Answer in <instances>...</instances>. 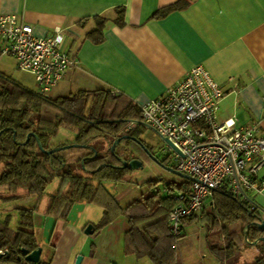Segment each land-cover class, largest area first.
I'll use <instances>...</instances> for the list:
<instances>
[{
	"label": "crops",
	"instance_id": "1",
	"mask_svg": "<svg viewBox=\"0 0 264 264\" xmlns=\"http://www.w3.org/2000/svg\"><path fill=\"white\" fill-rule=\"evenodd\" d=\"M168 9L173 10L155 19L157 13ZM7 17L33 28L37 38L62 32L60 51L74 62L60 84L67 83L64 90L68 96L80 92L109 93L142 110L183 82L193 69L203 68L225 93L219 107V122L235 119L236 129L259 125L256 135L264 138V0H0V18ZM98 19L108 22L103 41L96 44L89 35L97 30ZM61 90L58 93H63ZM68 96L61 94L57 98ZM77 177L81 179V174L76 173ZM86 179L83 186L80 185V195L82 188L90 182L89 177ZM258 179L264 186V169ZM103 192L108 199L112 198L108 191ZM215 195L206 201L204 210L192 223H202L208 229L205 239L209 255L217 264L216 260L225 257L216 248L224 250L226 247L209 244L210 231L216 225L220 228L219 224L224 221L218 217ZM43 197H35L38 199L35 206L29 208L36 209L33 233L42 249L40 264H76L79 257L83 258L81 264H154L146 256L148 246L143 240L135 246L131 244L129 249L122 245L127 248V254L123 252L124 248L120 254L108 259L98 258L84 232L92 226L95 235V228L102 219H93L90 212L98 211L102 218L105 208L88 202L84 218L72 220L75 224L70 223V211L65 218L66 206L59 210L63 202L73 204V209L78 204L83 207L85 204L77 201L79 196L78 199H54L52 234L48 241L46 235L40 238L37 221L41 218L37 213L44 211L42 202L53 201ZM254 203L264 216V188L254 198ZM235 224L232 231L224 229V241L226 243L228 234H237L238 241L234 242L243 250L247 249L245 221ZM43 226L48 227L47 221ZM253 231L256 232L251 229L248 240ZM254 236L255 240L264 237ZM255 248L260 259L264 255V245ZM166 249L161 244L158 254H164ZM3 259L0 264L22 263ZM178 259L180 264H188L182 248L178 251Z\"/></svg>",
	"mask_w": 264,
	"mask_h": 264
},
{
	"label": "trees",
	"instance_id": "2",
	"mask_svg": "<svg viewBox=\"0 0 264 264\" xmlns=\"http://www.w3.org/2000/svg\"><path fill=\"white\" fill-rule=\"evenodd\" d=\"M172 10L157 13L155 19ZM123 13L122 11L121 14ZM98 21L97 30L89 35L90 40L96 44L103 41L108 22L105 19H98ZM23 99L30 103L29 111L3 107L8 101ZM142 120V110L132 103H123L120 98L109 93L80 92L65 98L53 99L31 93L0 76V191L23 190L27 197L40 198L56 177H60L63 187L68 179L76 178V173L83 172L91 178H89L90 182L84 186L82 200L93 202L96 196L95 186L92 184L94 180L127 182L125 174L129 172L113 168L97 172L99 168L104 165L118 166L117 158H125L126 162H130L135 159L143 160L138 158L141 156L151 161L145 151V148L149 152L150 149L136 135ZM131 123H136L138 126L128 131ZM60 129L76 135V142L67 144L65 147L79 145L93 148L98 154L96 159L91 160L94 157L93 151L80 148H72L51 156L43 154L36 138L41 142L44 151L50 152L54 150L53 147H49L50 139L56 136ZM123 137L137 139L145 148L132 139H128L122 141L113 155L112 146L117 139ZM95 142L98 144L92 145ZM161 162L165 163L164 160ZM146 186L147 193L135 203L136 213L143 214L145 217L143 220L152 223L144 229L143 233L144 241L148 246L146 256L154 264H180L175 244L184 238V226L188 224L187 222L192 223L197 215L183 221L182 233L177 239L174 237L168 215L187 202L194 184L183 180L182 184L178 185L162 179L150 181ZM216 194L219 218L229 223L245 221L246 227L254 222L230 195ZM0 200L7 201L3 198ZM63 205L67 207L65 216L67 218L72 204H61L59 210ZM18 213L20 215L18 229L13 230L8 224L0 229V252H9V262L14 263L17 262V258L13 256L16 253L21 255L22 250L32 253L39 249L33 233L36 209L21 207L18 208ZM252 214L262 219L259 212ZM214 220L216 221L217 218ZM234 241H238V235L228 234L226 248L224 250L216 248L227 260H231L234 255L243 250V247H239ZM161 244L167 247L164 254H158L157 251ZM127 248L129 249V246ZM127 253L129 252L126 250ZM23 262L21 264H25ZM255 264H264V255Z\"/></svg>",
	"mask_w": 264,
	"mask_h": 264
},
{
	"label": "built area",
	"instance_id": "3",
	"mask_svg": "<svg viewBox=\"0 0 264 264\" xmlns=\"http://www.w3.org/2000/svg\"><path fill=\"white\" fill-rule=\"evenodd\" d=\"M62 38L61 31L37 38L30 26L13 17L0 18L1 57L31 74L42 97H48L74 66L60 51ZM224 96L205 69L195 68L183 82L142 108L141 125L168 145L165 154L174 156L175 171L197 181L187 202L168 215L176 239L183 221L201 213L216 193L228 194L252 213H260L254 198L264 188L258 179L264 169V138L256 135L259 125L236 129L235 119L219 122ZM137 126L131 123L128 130Z\"/></svg>",
	"mask_w": 264,
	"mask_h": 264
},
{
	"label": "rangeland",
	"instance_id": "4",
	"mask_svg": "<svg viewBox=\"0 0 264 264\" xmlns=\"http://www.w3.org/2000/svg\"><path fill=\"white\" fill-rule=\"evenodd\" d=\"M0 76L18 84L19 86H22L31 93H39L35 78L29 73L18 70L16 62L9 58L0 57ZM66 84L67 83L64 82L57 90H53L48 97L57 98V96L61 94L63 96H68L67 90H64ZM61 89H63V93H58ZM3 107L29 111L30 103L24 99L18 101H8L5 105H3ZM136 135L148 146L150 153L154 158L161 160L162 155L166 157L164 152L167 153L168 145L154 132L139 126ZM73 142H76V135L60 129L58 134L50 139L49 147L59 149ZM97 144L98 142H95L92 145L95 146ZM138 158L143 159L140 160L143 163V169L132 172L129 171L126 173L125 177L127 182H113L110 180L100 179L93 181L96 196L91 204H94L96 207L101 209L104 207L105 210L104 214L102 213V218L100 217V212H90L93 219L102 220L95 228L97 229L95 235L87 236L86 239L89 242V246L97 253V257L102 258V260L108 259L110 256L120 254L125 247H128L131 244L135 246V244H138L141 240L144 241V229L148 228L151 224L150 222L143 220L145 218L143 214L139 215L136 213L137 207H135V203L140 201L142 196L147 193L148 187L146 184L148 182L162 179H165L168 182H175L178 185L183 182V179L165 171L158 164L154 163V161L146 160L141 156H138ZM167 160L171 164L175 165L173 155ZM80 174L81 179L78 177L70 178L63 187L60 186V177H56L48 185L47 190L43 194V199H46V201L53 199V201H47L46 204H43L42 202L41 207L44 211L37 213L41 218L40 221H37V234H39L40 238L43 235H46V241H48L50 235L52 234L54 223L51 221V217L54 214V199L56 198L65 197L78 199L79 196V200L77 201H80L85 205L80 207V204H78V207L73 209L72 204L68 216L71 224H75L72 220L78 221L84 218V208L86 204H88V201L82 200V194L80 195V185L82 184L83 186V183L87 181L86 178L91 177L87 176L83 172L77 173V175ZM82 176L86 178L83 179ZM83 190L84 187L82 188L81 193H83ZM104 190L106 192L108 191V194L112 197L111 199H108L106 194L104 195ZM0 198L7 200H0V229H3L5 225L8 224L9 227L14 230L18 228V224L20 222L18 208H32L38 200L35 196L27 197L26 192L23 190H17L15 192L2 190L0 191ZM63 204L65 203L63 202ZM46 221L48 227L45 229L43 223ZM41 223L42 225H39ZM235 225V223H229L226 220L222 221L219 224L220 228L216 227L210 231L209 244L216 245V247L221 245V247L223 246L225 248L227 244L224 241V229L232 231V228H234ZM184 230L186 232L184 241H179L178 244H175V248L178 251L182 248V253L188 259V264H197L199 261L204 262L203 264H215L212 256L209 255L210 249L205 239L208 235V229L206 226L202 225V223L195 222L192 224H186L184 226ZM216 230L217 232H215ZM240 232L243 233L242 231ZM254 234L256 236L258 235V233H254V231L252 232L247 242V249L238 252L231 260H216L217 264H244L245 262L246 264H254L259 258L257 257V248L252 247V245L258 240H255ZM122 245H125V247L122 248ZM123 252L126 253V248ZM205 257L206 259H204Z\"/></svg>",
	"mask_w": 264,
	"mask_h": 264
},
{
	"label": "water",
	"instance_id": "5",
	"mask_svg": "<svg viewBox=\"0 0 264 264\" xmlns=\"http://www.w3.org/2000/svg\"><path fill=\"white\" fill-rule=\"evenodd\" d=\"M14 139L16 140V135L14 136ZM36 139H37L38 146H39V149L41 150V152H43V154H47V155H50V156L54 155V154H57V153H61L63 151L70 150L72 148H74V149H78V148H80V149H90L91 151L94 152V157L91 160L96 159V157L98 156V154L96 153V151L93 148H89V147H86V146H79V145L62 147V148H59V149H54V150H52L50 152H46V151H44L43 146H42L41 142L39 141V139L38 138H36ZM128 139H132L135 143H137L138 145H140L143 148H145L144 145L141 142H139L137 139H134V138H131V137H127V138L123 137V138L117 139L115 144L112 146V148H111L112 154L113 155L115 154L116 149L122 143V141L128 140ZM145 151L149 155L150 159L152 161H154V163L158 164L161 168H163L165 171L169 172L170 174H172V175H174V176H176L178 178H181L184 181H187L189 183H193L194 184V183L197 182L192 177H189L187 175L178 173L174 169L165 168L164 165L162 164V162L160 160L154 158L151 155V153L146 148H145ZM117 160L122 165V168H120L121 170L131 171L132 172V171H138L140 169L141 170L143 169V163L141 161H139V160H132L130 162H126V161H124V160H122L120 158H117ZM84 165H85V162L83 163V167H84ZM112 168L114 169V167H112V166L104 165L101 168H99L97 172H100V171L105 170V169H112ZM240 206L251 217V219L254 221L253 223L248 225L246 227V229H245L246 241L248 242L249 232H250L251 229H255L258 234L264 235V221L262 219H259L257 216L253 215L252 212L249 209L245 208L243 205H240ZM93 234H94L93 227L92 226L87 227V229L84 232V235L85 236H92ZM259 245H264V237L258 239L256 241V243H254L252 246L258 247ZM21 254H22V257H24V262L26 264H40L41 256H42V249H38V250H36V251H34L32 253L30 251H27V250H22ZM3 258L9 259L10 255L8 253H6L4 255L0 254V260H2ZM82 261H83V258L79 257V258H77L76 264H81ZM17 262L21 263V258L20 257L18 258Z\"/></svg>",
	"mask_w": 264,
	"mask_h": 264
},
{
	"label": "flooded vegetation",
	"instance_id": "6",
	"mask_svg": "<svg viewBox=\"0 0 264 264\" xmlns=\"http://www.w3.org/2000/svg\"><path fill=\"white\" fill-rule=\"evenodd\" d=\"M164 153H166V152H164ZM165 155H166L167 159L171 157V154H165ZM163 159H164V156L162 155L160 161H163ZM122 160L125 161V158L122 159ZM135 160H137V159H135ZM164 161H165V163H164L163 165H164L165 168H168V169H174L175 165L171 164L168 160H164ZM112 167H114V169L121 170L120 168H122V165H121V163L118 162V166H116V167H115V166H112ZM174 170H175V169H174ZM6 253H8V254L10 255L9 252H6ZM6 253H5V254H6ZM13 256H15V258H17V261H18V258H19V257L21 258V262L24 261V257H22V254H21V255H18V254L16 253V254L13 255Z\"/></svg>",
	"mask_w": 264,
	"mask_h": 264
}]
</instances>
